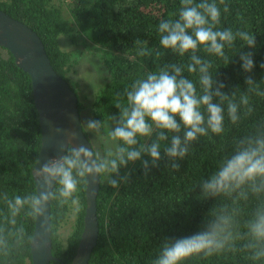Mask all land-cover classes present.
Listing matches in <instances>:
<instances>
[{
    "label": "clouds",
    "instance_id": "obj_1",
    "mask_svg": "<svg viewBox=\"0 0 264 264\" xmlns=\"http://www.w3.org/2000/svg\"><path fill=\"white\" fill-rule=\"evenodd\" d=\"M228 12L226 0H179L178 10L159 22V47L141 48L138 54L150 57L154 51L159 58L170 53L178 60L144 72L117 94V115L82 125L93 137L90 141L103 143V150L90 141L79 142L75 132L55 129L66 139L58 154L37 162L32 172L35 188L23 194L0 191L3 264H10L25 247L38 251L36 226L42 237H49L53 210L77 209L85 184L106 183L118 189L130 176L121 170L136 162L145 175L162 159L179 171L192 145L222 136L226 121L236 127L249 123L215 169L193 188H199L198 200L213 201L202 228L162 240L150 264H190L238 251L251 264H264V118L251 119L253 98H264V80L246 76L244 90L236 87L229 94L216 79L214 60L227 66L233 59L227 50L237 42L242 71L250 73L254 67L253 52L242 49L255 48V35L221 27L222 13ZM30 222L34 231H29Z\"/></svg>",
    "mask_w": 264,
    "mask_h": 264
},
{
    "label": "trees",
    "instance_id": "obj_2",
    "mask_svg": "<svg viewBox=\"0 0 264 264\" xmlns=\"http://www.w3.org/2000/svg\"><path fill=\"white\" fill-rule=\"evenodd\" d=\"M226 3L229 12L222 13L221 27L241 28L255 35V48L242 49L253 52L254 67L250 73L241 69L239 42L227 50L233 57L227 66L222 60H214L212 71L217 70L216 79L223 82V90L230 94L236 87L244 90L246 76L257 82L264 80V0H226ZM178 7L179 0H0L1 11L37 34L53 70L68 85L67 72L75 54L62 48L61 39L73 45L80 41L88 45L90 55L99 59L106 73L104 83L94 90L88 107L90 119L95 120H107L108 116L118 114L113 102L136 77L178 60L170 53L159 58L154 51L150 57L138 54L141 48L159 47L158 24ZM70 88L77 96L80 115L84 107L75 88ZM253 106L251 119L264 118V98L254 97ZM248 123L236 127L226 121L222 136L201 138L180 161L179 171L171 170L162 159L158 167L145 175L140 162H136L121 170L122 175L130 174L127 184L113 189L101 183L95 203L98 237L88 264H150L162 240L199 231L213 201L198 200L199 188H193L215 169L231 150L233 138L243 134ZM40 145L41 130L30 78L17 67L11 54L0 48V191L23 194L35 188L32 170ZM84 193L85 185L80 193L74 229L65 243L60 241L57 229L70 209L53 210L51 253L57 261L49 264H70L74 257L83 230ZM29 231H34L31 222ZM30 261V247H25L12 257L10 264H30ZM190 264L251 262L238 251L207 261L193 260Z\"/></svg>",
    "mask_w": 264,
    "mask_h": 264
},
{
    "label": "water",
    "instance_id": "obj_3",
    "mask_svg": "<svg viewBox=\"0 0 264 264\" xmlns=\"http://www.w3.org/2000/svg\"><path fill=\"white\" fill-rule=\"evenodd\" d=\"M0 48L11 54L17 67L25 72L31 81L33 101L41 130V145L33 169L38 161L42 163L46 158L58 154V146L64 142L66 136H57L55 129L75 132L79 142L87 143L89 140L81 124L76 94L53 70L37 34L1 10ZM99 187L100 184L94 187L85 184L83 230L70 264H88L96 246L98 224L95 203ZM36 238L39 250L30 248V264H49L50 261H57L51 253L50 233L49 237H42L37 225Z\"/></svg>",
    "mask_w": 264,
    "mask_h": 264
},
{
    "label": "rangeland",
    "instance_id": "obj_4",
    "mask_svg": "<svg viewBox=\"0 0 264 264\" xmlns=\"http://www.w3.org/2000/svg\"><path fill=\"white\" fill-rule=\"evenodd\" d=\"M61 46L64 50L71 51L75 54V60H73L74 63L69 72H67V79L69 85L77 91L79 101L84 107L80 112V120L83 125L86 121L90 120L88 107L90 105L93 92L98 86L104 83L106 73L99 59L90 55L88 50L89 47L83 41H80L77 45H73L70 41L62 38ZM87 135L89 140L93 139L91 134L87 133ZM90 143H95V146L103 150L104 145L101 141H90ZM76 211L77 209H70L65 220L57 229V234L62 243H65L67 237L74 229Z\"/></svg>",
    "mask_w": 264,
    "mask_h": 264
}]
</instances>
